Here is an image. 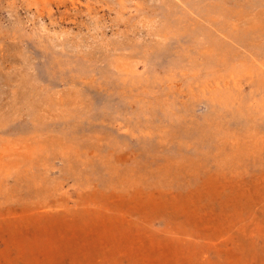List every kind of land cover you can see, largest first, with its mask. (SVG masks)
I'll return each instance as SVG.
<instances>
[{
    "label": "rangeland",
    "instance_id": "rangeland-1",
    "mask_svg": "<svg viewBox=\"0 0 264 264\" xmlns=\"http://www.w3.org/2000/svg\"><path fill=\"white\" fill-rule=\"evenodd\" d=\"M0 264H264V0H0Z\"/></svg>",
    "mask_w": 264,
    "mask_h": 264
}]
</instances>
